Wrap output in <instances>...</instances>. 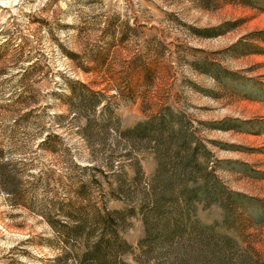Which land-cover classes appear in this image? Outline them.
I'll return each mask as SVG.
<instances>
[{"label": "rangeland", "instance_id": "1", "mask_svg": "<svg viewBox=\"0 0 264 264\" xmlns=\"http://www.w3.org/2000/svg\"><path fill=\"white\" fill-rule=\"evenodd\" d=\"M145 121L223 188L192 204L180 264H264V0H0V264H103L64 233L114 210L126 263L174 264L139 246Z\"/></svg>", "mask_w": 264, "mask_h": 264}, {"label": "trees", "instance_id": "2", "mask_svg": "<svg viewBox=\"0 0 264 264\" xmlns=\"http://www.w3.org/2000/svg\"><path fill=\"white\" fill-rule=\"evenodd\" d=\"M157 124L159 128L154 129L150 122H141L127 133L129 135L137 134L140 136L154 133L156 137L152 141L159 147V150L156 152L157 165L155 169L157 182L155 186H151V189H149L144 197L143 204L138 210L143 227V236L139 242V246L143 244L148 250L151 246L160 248L161 250L164 248L170 251L173 250L176 255L174 254L172 263L180 264L182 258L177 254L182 251V242L179 240V237L183 236L182 231L187 226L192 232L195 229L194 224L196 222L190 221L192 204L198 201L200 194H206L210 198L217 199L223 195V188L211 173L207 174L205 172L203 176L198 178L193 176L202 168H197L194 165V160L188 156L180 155L184 147L180 152L175 154V157L169 151L170 145L165 146L164 149L163 144L166 145V142L160 133L162 121H158ZM6 165L7 163L0 164V181L3 185L6 180L2 175V169ZM132 213V210L129 212L114 210L96 214V217L94 216L92 220L96 224H99L101 228L93 241H91V237L95 232L92 230L88 232L83 231L86 222L92 221L88 218L87 220H82L75 228L66 230L64 235L80 239L84 242L87 247L84 254L85 258H91L103 264H111L112 262L128 264L123 260L122 255L127 253L130 247L122 237L120 230L122 223ZM48 217L45 216V219L54 228ZM74 217L76 218V216ZM110 227L112 230L109 229Z\"/></svg>", "mask_w": 264, "mask_h": 264}]
</instances>
